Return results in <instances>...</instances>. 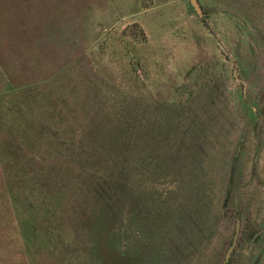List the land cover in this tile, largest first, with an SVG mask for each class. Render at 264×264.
<instances>
[{
  "label": "rangeland",
  "instance_id": "1",
  "mask_svg": "<svg viewBox=\"0 0 264 264\" xmlns=\"http://www.w3.org/2000/svg\"><path fill=\"white\" fill-rule=\"evenodd\" d=\"M199 3L0 0V264H264V0Z\"/></svg>",
  "mask_w": 264,
  "mask_h": 264
},
{
  "label": "water",
  "instance_id": "2",
  "mask_svg": "<svg viewBox=\"0 0 264 264\" xmlns=\"http://www.w3.org/2000/svg\"><path fill=\"white\" fill-rule=\"evenodd\" d=\"M190 2L195 7L196 10H198L199 12H202V8L199 3V0H190Z\"/></svg>",
  "mask_w": 264,
  "mask_h": 264
},
{
  "label": "trees",
  "instance_id": "3",
  "mask_svg": "<svg viewBox=\"0 0 264 264\" xmlns=\"http://www.w3.org/2000/svg\"><path fill=\"white\" fill-rule=\"evenodd\" d=\"M72 154V153H71Z\"/></svg>",
  "mask_w": 264,
  "mask_h": 264
}]
</instances>
